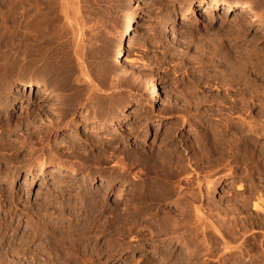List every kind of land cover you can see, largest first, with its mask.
Segmentation results:
<instances>
[{
    "label": "rangeland",
    "instance_id": "1",
    "mask_svg": "<svg viewBox=\"0 0 264 264\" xmlns=\"http://www.w3.org/2000/svg\"><path fill=\"white\" fill-rule=\"evenodd\" d=\"M203 1L0 0V264H187L197 241L163 229L192 214L175 195L189 165L205 164L203 218L221 233L238 213L250 220L240 210L257 174L252 182L218 153L205 162L201 144L218 123L198 101L224 94L226 61L264 52V0H229L255 10L240 14L204 12ZM171 16L179 20L169 33ZM150 77L157 102L146 96ZM29 80L48 93L25 90ZM56 164L65 168L50 177ZM163 165L186 172L163 184Z\"/></svg>",
    "mask_w": 264,
    "mask_h": 264
},
{
    "label": "bare ground",
    "instance_id": "2",
    "mask_svg": "<svg viewBox=\"0 0 264 264\" xmlns=\"http://www.w3.org/2000/svg\"><path fill=\"white\" fill-rule=\"evenodd\" d=\"M199 6H202L204 12H211L213 10H219L220 8L226 9V13L235 12L240 14L243 12L254 13L255 11L253 7L247 5L246 3L233 4L229 0H206L200 2ZM133 19L134 16L132 17L127 16L124 18L121 27L122 31L120 30L121 38L126 33L128 24ZM177 20L179 19L176 16H171L169 18V21H166L165 24L163 23L164 24L163 29L170 33L171 30L169 28ZM259 50L254 47L246 54L245 51L244 52L245 55L244 54L242 55L240 54L241 56L238 55L237 57H235L233 61L228 60L225 62L223 58L224 55L221 56L220 57L221 62L223 63L225 62V66L227 67L224 77H221L223 79L221 80V82H219L220 85L223 87L224 94L216 95L211 99L210 97L209 98L200 97V100L198 101V105L207 108L206 111L204 112L202 111V113L204 114L203 116L205 118L207 117L211 118L212 121L214 120V122L218 123V124L213 123L215 125L214 127L215 129H213L214 131L211 132L210 136L208 135L204 137L203 139L204 143L201 142L202 158H204L206 162L209 156H212L213 158L214 155L218 153L221 154L220 159H223L222 157H227L235 161H238L239 162L238 165L243 166V172H245L247 176L251 178V181L253 180L252 179V177L254 176L253 174H257L256 176L257 178L255 179L259 180L257 181L258 182L257 184L261 189V187H264V151L260 152L258 150L257 146L259 139L257 138L258 136L264 137V89H262L264 88V54L262 53L264 52H262V50L261 51ZM260 52L262 55L260 54ZM119 56H120V49L117 52L115 64L120 63L119 61H117ZM155 81L156 80L154 79V77H150L145 83L146 96L148 97V99L152 100L153 102H157V90L155 86ZM23 88H25V90L28 88H36L38 90L45 89L47 90V93L49 90L44 83L37 80H29L24 82ZM197 106H195V108ZM0 110L2 111L8 110L7 105H4V103H0ZM199 110L200 109H198V111ZM241 115H247L248 119L245 116L244 117L247 120L244 118L241 119ZM160 124H162V122L160 121L156 123V125H160ZM218 128H220V130H218ZM228 132H232L231 133L232 136L226 139L225 136L226 137L228 136L227 135ZM248 133L249 135H247ZM254 135L256 136L258 135L257 138H255ZM61 144H62L61 140L53 141V146H55L56 148H58ZM202 158L196 162V165L203 164L202 162L204 160ZM254 160H256V162ZM257 160H259L260 162H258ZM216 161L218 160L216 159ZM201 166H204L202 168L205 169V164ZM44 167L45 165L41 163L39 165L38 170L42 171L44 170ZM63 168H65L63 164H56L53 167H51L49 171L50 177H54L58 175L61 172V169ZM202 168L199 169L202 170ZM199 169L198 166L192 167L189 165L188 170L190 171V173L185 175L184 177L185 186H180V187L178 186L177 188L178 190L175 193L176 201L179 200L187 201L188 208L192 209V214L190 211L184 210L185 212H182V214L180 213L179 216L181 217L183 216V213H185V215L186 214L188 215V219L178 218L179 219V220L177 219L178 221L176 220L174 221V219H172V221H174L173 223H171L172 225L170 226L169 224L168 227L164 226L166 228L165 229L162 228L163 231L165 232L171 230L173 231V233H177L180 231L181 233L178 234H182L183 239L187 240L190 239L189 237H191L193 242L194 240L197 241L196 246L195 243H194L195 247L192 246L195 249L191 251V253L189 254L187 258L188 259L187 264H207L210 263L209 261H212V263H216V264H225L228 258H232V259L235 258L241 261L243 264H264V193H262L263 191L256 189L257 184L255 185L252 183L253 181L251 182L252 183L251 195L247 197L246 202L242 204L241 210L239 209L240 211L246 213L249 216L250 220H246L247 219L246 218L245 219L246 221H244V218L242 219V217H239L241 216L239 215V213H238L239 216L236 214L237 217L235 218L234 222L228 223L227 227L225 226L227 230L225 231L226 233L223 232L224 233L223 234L221 233L222 230L220 231L219 228H217L212 222H210L207 217L203 218L201 207H203L202 206L203 203L207 200V195L203 192L204 182L200 180L201 177L199 178V175H201ZM163 171L166 172L165 173L166 177L163 178L164 179L163 184H165L166 180H172L178 177L182 173V171L186 172V170H184L183 167L181 166L178 167V165L177 167H175V165L174 167L163 165ZM192 179L196 180L195 182L197 185L196 189L191 187V183L193 182ZM10 183L13 184L12 181ZM27 184H29V181H24V186H27ZM158 193H156L157 196L159 195ZM171 193L172 192L168 194ZM158 198L160 199V197ZM197 203H199V206H197ZM249 204L252 206V208H250ZM251 211L255 212V214L251 215L250 214ZM242 220L244 222H242ZM221 226L222 225H220V228ZM255 227H259V231H257ZM242 228H244V233L240 232ZM199 230H201L200 233ZM209 230L215 232L214 234L215 236L217 235L216 236L217 238L214 237V239L213 238L212 239L215 240L217 243H219L218 240H220V243H222L221 248L216 247L217 246L215 244L216 242L213 243L210 240H208V238L206 239L204 234L206 231L208 232ZM248 231H250L251 233L247 234ZM154 234L158 236L160 235L157 233ZM251 234H254L255 236L250 237ZM257 234H260V236L257 237ZM200 236H202V238L200 242H198ZM202 257L204 258V260H201Z\"/></svg>",
    "mask_w": 264,
    "mask_h": 264
}]
</instances>
